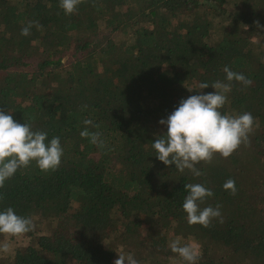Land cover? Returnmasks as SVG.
<instances>
[{
	"label": "trees",
	"instance_id": "1",
	"mask_svg": "<svg viewBox=\"0 0 264 264\" xmlns=\"http://www.w3.org/2000/svg\"><path fill=\"white\" fill-rule=\"evenodd\" d=\"M29 21L42 29L23 36ZM225 66L251 80L232 81L220 109L252 114L250 143L197 164L199 177L165 166L158 121L199 83L227 82ZM0 110L63 148L57 170L33 162L0 188V210L35 223L0 264H114L121 252L185 264L168 247L176 237L199 245L198 264H264V0H85L71 15L59 0H0ZM189 183L212 190L201 208L220 205L223 223L187 222Z\"/></svg>",
	"mask_w": 264,
	"mask_h": 264
},
{
	"label": "clouds",
	"instance_id": "2",
	"mask_svg": "<svg viewBox=\"0 0 264 264\" xmlns=\"http://www.w3.org/2000/svg\"><path fill=\"white\" fill-rule=\"evenodd\" d=\"M85 0H59V7L66 15L77 11L78 5ZM254 24L262 27L258 21ZM35 26L42 29L37 21H29L21 28L20 34L28 36L31 28ZM226 81L217 80L211 84L214 92L203 93L200 90L209 86L201 82L196 86L198 94L181 99L179 105L167 116L158 121L166 125L167 130L152 142L157 159L165 166L175 165L183 173L186 169L194 176L203 175L196 165L201 162L211 163L214 155L223 158L230 157L242 144L247 146L249 134L253 131L255 118L250 112L240 114H224L220 111L228 102L227 94L232 90V81H237L248 87L251 80L244 74L230 70L228 66L223 69ZM192 92L193 88H187ZM86 107V106H84ZM85 125H93V121L86 119ZM94 127H98L93 125ZM81 137L88 138L98 148L106 146L101 139L99 131H89L87 128L80 133ZM47 133L32 129L30 123L15 121L10 112L0 110V188L11 179L18 170L27 169L35 162L42 172L55 171L59 168L63 156V148L58 136L45 143ZM187 195L184 198L182 209L186 213L190 225L199 224L210 227L214 219L223 223L220 205L201 208L206 198L212 197L211 189L200 183L185 184ZM223 188L235 195L237 189L235 180L228 179ZM0 194V200H3ZM35 229L31 217L18 215L12 207L0 210V253L9 254L13 250L12 240L19 239ZM168 247L176 253L185 264H198L201 258L199 245L195 243H181V238L176 237L169 242ZM114 264H138L133 255L118 253Z\"/></svg>",
	"mask_w": 264,
	"mask_h": 264
},
{
	"label": "rangeland",
	"instance_id": "3",
	"mask_svg": "<svg viewBox=\"0 0 264 264\" xmlns=\"http://www.w3.org/2000/svg\"><path fill=\"white\" fill-rule=\"evenodd\" d=\"M3 239H4V237H3ZM3 239H2L1 241H3ZM23 242H25V240H24L23 237H21V238H19V239H13V240H12V245H13V247H15L16 245H19V244H21V243H23ZM0 255H3V254L0 253ZM116 258H118V256H117Z\"/></svg>",
	"mask_w": 264,
	"mask_h": 264
}]
</instances>
